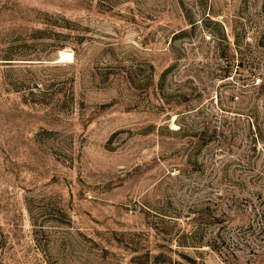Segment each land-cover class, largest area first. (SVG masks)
Instances as JSON below:
<instances>
[{"label": "rangeland", "instance_id": "obj_1", "mask_svg": "<svg viewBox=\"0 0 264 264\" xmlns=\"http://www.w3.org/2000/svg\"><path fill=\"white\" fill-rule=\"evenodd\" d=\"M0 264H264V0H0Z\"/></svg>", "mask_w": 264, "mask_h": 264}, {"label": "bare ground", "instance_id": "obj_2", "mask_svg": "<svg viewBox=\"0 0 264 264\" xmlns=\"http://www.w3.org/2000/svg\"><path fill=\"white\" fill-rule=\"evenodd\" d=\"M73 59H74L73 53L70 52V51L65 50V51L61 52L58 61H62V62L66 61L67 62V61H72Z\"/></svg>", "mask_w": 264, "mask_h": 264}]
</instances>
